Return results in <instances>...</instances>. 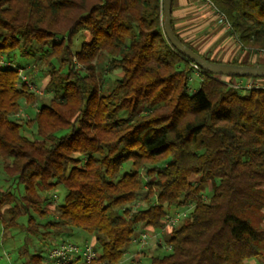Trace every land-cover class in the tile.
<instances>
[{"label": "trees", "instance_id": "16d2710c", "mask_svg": "<svg viewBox=\"0 0 264 264\" xmlns=\"http://www.w3.org/2000/svg\"><path fill=\"white\" fill-rule=\"evenodd\" d=\"M209 1L240 50L264 53V0ZM161 2L0 0V231L24 240L10 264L80 235L101 264L264 261V78L200 72L190 92ZM170 208L189 211L164 230ZM136 229L157 246L127 261Z\"/></svg>", "mask_w": 264, "mask_h": 264}, {"label": "rangeland", "instance_id": "374dc122", "mask_svg": "<svg viewBox=\"0 0 264 264\" xmlns=\"http://www.w3.org/2000/svg\"><path fill=\"white\" fill-rule=\"evenodd\" d=\"M172 7H173V5H172ZM215 21L216 20L213 17L212 22L211 21L208 22L207 25H209V27H208V29L206 28L205 32H204L205 36H208V38H206V40H203V43H201L196 48L197 51H202L205 49L207 52H209V53H206V55L208 54V57L216 53L214 59L216 61L221 62V63H229L231 61L232 62L236 61L237 63H245L246 65L264 64V53H257L254 55V54L247 53L245 51L243 52L242 50H240L239 44L234 40V38L229 37V36L226 37V39L225 38L217 39V37L215 36L217 31H215L214 28L217 27L219 29V26L216 25ZM210 25H211V27H210ZM212 26H214V28H212ZM88 40H89L88 35H82V36L78 35L73 40L72 49L78 50L80 47V44L82 42H87ZM199 81H200L199 77H196L194 75L192 76L191 81H189L190 82L189 83V91L190 92H193L198 88ZM245 81L242 80V81H240L239 84H241V86H243L244 84H246ZM46 82H47V80H43L38 84L37 88L33 87V86L30 88L34 89V92L41 96L43 94V89H44V85L46 84ZM27 109L28 108H26V105H21L19 115L21 114L20 116L27 117L28 113L25 112V110H27ZM56 191H57L56 193H60V195H62V192L60 190H56ZM54 199H55L54 201L57 203L58 197H55ZM178 211L179 212H184V211L188 212V210H186V209H179ZM174 212H175V208H170L168 210L169 215H174ZM139 233H141L140 230L136 229V231L134 232V235H133L134 238H137ZM5 235H8V234H5ZM5 235H3V232L0 231V264H8L10 260L13 261L14 257H15L16 248L23 246V243H24V240L21 239L20 241H15L16 247L7 248V245H9V242L5 238L6 237ZM81 238L82 237L80 235L76 239L69 240V242L75 243V244L83 243L84 240L81 241L80 240ZM91 241H92L91 239L87 240L88 243ZM157 242L158 241L156 240V238H151L149 240L148 248L150 249V251L156 248ZM35 243H36L35 241H32V240L29 241V239H28L27 244L29 247H35ZM126 248H127L126 249L127 252H129V256L127 258L128 259L127 261H129L130 257H132L134 255V252L137 251L138 246L135 243L131 242V244H129L128 247H126ZM263 252H264V246H263ZM166 253H167L166 248L162 247L161 250H159L156 253H153L154 254L153 256H160V255H163ZM5 256H8L10 260L7 261Z\"/></svg>", "mask_w": 264, "mask_h": 264}, {"label": "built area", "instance_id": "2783aa9c", "mask_svg": "<svg viewBox=\"0 0 264 264\" xmlns=\"http://www.w3.org/2000/svg\"><path fill=\"white\" fill-rule=\"evenodd\" d=\"M208 10L212 13L215 23L224 31L230 30V24L226 20L225 16L221 14L216 7L209 0H199ZM191 68L193 70L194 76L200 77L199 74L202 72L198 66L191 63ZM248 81V82H247ZM246 84L241 86V84H234L233 87L236 89L249 90L260 88L259 84L253 80H246ZM189 211V209H186ZM188 212H179L176 210L174 215H169L164 220V230L173 227L180 223L184 218H186ZM163 230V231H164ZM156 235L151 234L147 231L139 233L138 237L132 242L135 243L138 248L136 253L141 252L149 243L151 238H155ZM135 253V254H136ZM97 253L92 248V243H84L82 245H77L74 243H60L57 247H52L46 250L45 253V263L46 264H101L96 262ZM8 260V258H7ZM9 261V260H8ZM10 264V263H8Z\"/></svg>", "mask_w": 264, "mask_h": 264}, {"label": "crops", "instance_id": "0c3cea01", "mask_svg": "<svg viewBox=\"0 0 264 264\" xmlns=\"http://www.w3.org/2000/svg\"><path fill=\"white\" fill-rule=\"evenodd\" d=\"M172 7V22L175 31L179 34L185 42H188L195 49L206 40L208 36H205V29L209 27L208 22H212L213 15L199 0H173ZM211 27V25H210ZM214 28V26H212ZM217 39L230 37L228 31L214 28ZM214 36V37H215ZM201 54L209 53L205 49L199 51ZM208 55V54H207ZM216 53L209 56L211 60H215ZM262 224L264 225V210L262 211ZM165 234L164 231H162ZM246 264H264V261L249 260Z\"/></svg>", "mask_w": 264, "mask_h": 264}, {"label": "water", "instance_id": "95a60500", "mask_svg": "<svg viewBox=\"0 0 264 264\" xmlns=\"http://www.w3.org/2000/svg\"><path fill=\"white\" fill-rule=\"evenodd\" d=\"M171 3L172 0H162V28L166 38V42L181 55L184 59L192 64L198 66V68L207 75L214 76H226V77H242V78H264V64L258 65H238L230 63L211 62L203 59L200 54L195 53L173 34L170 17H171Z\"/></svg>", "mask_w": 264, "mask_h": 264}]
</instances>
